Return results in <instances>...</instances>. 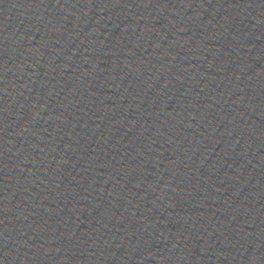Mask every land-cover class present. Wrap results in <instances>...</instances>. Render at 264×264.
<instances>
[{
	"label": "water",
	"instance_id": "1",
	"mask_svg": "<svg viewBox=\"0 0 264 264\" xmlns=\"http://www.w3.org/2000/svg\"><path fill=\"white\" fill-rule=\"evenodd\" d=\"M0 264H264V0H0Z\"/></svg>",
	"mask_w": 264,
	"mask_h": 264
}]
</instances>
